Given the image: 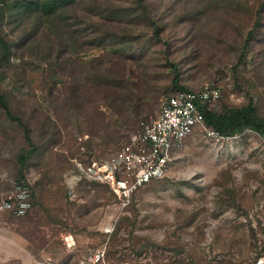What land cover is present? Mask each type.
<instances>
[{"label": "rangeland", "instance_id": "1", "mask_svg": "<svg viewBox=\"0 0 264 264\" xmlns=\"http://www.w3.org/2000/svg\"><path fill=\"white\" fill-rule=\"evenodd\" d=\"M30 2L0 0V91L35 146L19 172L30 145L0 106V198L25 174L33 203L23 216L0 213V264H84L99 247L95 264H264V136L255 130L216 141L195 127L168 174L125 205L83 171L156 116L177 89L171 64L187 88L221 85L214 110L253 98L264 118V0H144L146 13L137 0H72L50 15ZM91 63L124 77L122 112L93 87ZM69 97L84 108L68 110Z\"/></svg>", "mask_w": 264, "mask_h": 264}, {"label": "built area", "instance_id": "2", "mask_svg": "<svg viewBox=\"0 0 264 264\" xmlns=\"http://www.w3.org/2000/svg\"><path fill=\"white\" fill-rule=\"evenodd\" d=\"M221 96V85L213 80L199 89L176 90L162 100L156 116L141 120L137 130L108 158L93 160L83 171L106 184L122 205L127 204L134 191L168 174L175 155L195 127L202 128L213 140L226 138L205 125L201 110L203 105H212ZM3 178L4 174L0 173V179ZM32 206L31 182L25 176L15 178L12 190L0 198V213L23 216ZM103 256V248H96L84 264H95Z\"/></svg>", "mask_w": 264, "mask_h": 264}, {"label": "trees", "instance_id": "3", "mask_svg": "<svg viewBox=\"0 0 264 264\" xmlns=\"http://www.w3.org/2000/svg\"><path fill=\"white\" fill-rule=\"evenodd\" d=\"M137 1L141 5V12L146 13V7L143 5L144 0H137ZM71 2L72 0H33V2H30L31 4L30 6H33V9L36 11H40L43 14L50 15L55 13L59 8L70 5ZM261 11H264V4L262 6ZM152 25H153V35L156 39H159L160 38L159 27L157 24L153 23V21H152ZM249 37H251V35L248 36V39ZM248 39L245 40L243 47L247 46ZM0 42L2 43V52L0 55V66L2 67L4 63L8 60L7 58L8 45L5 42H3L1 38H0ZM93 65L94 63H91L89 68L94 71L96 70L97 67L94 68ZM171 65L173 66L172 84L177 88L176 90H191V88H187L184 85L180 84L179 82L180 72L174 64ZM63 67L66 68L67 66H63ZM70 67L76 68L78 66L77 63H72L70 64ZM80 67L81 66L79 65L78 72ZM123 78H124L123 76H117V77L111 76L110 74H108V69L103 66V63H100L99 67L97 68V71H95L93 74L91 83L93 84V87L108 92L110 101L122 107L124 105V102L126 101L125 95H126V90L128 89V87L126 88L125 86H123L124 85ZM71 93L72 95L76 93L78 94L79 97L80 95L79 86L78 85L73 86ZM78 97L76 98V100L74 99L72 100L70 97L67 98V101L65 100L67 102L68 110H72L74 108L76 110H82L84 108L85 104H83L82 100L79 99ZM221 97L219 98L218 101H220ZM214 104L209 106L205 104L201 107V110L203 113V119L205 125L218 132L219 135L224 137H230L244 131L247 128H250L255 130L261 136H264V118L258 114L257 107L253 101V98H249V100L243 105L240 106L226 105L223 106L220 110H214L212 108ZM0 106L4 109V111L11 119H15L20 124H22L25 132L26 141L30 145L28 151L23 154H20L18 157V161L20 163L19 172H23V166L25 164L26 159L30 157V155L35 151V146L33 144V137L30 128L18 116H14L12 114L10 107L8 105V98L5 92L3 91H0ZM123 107L120 109L121 112ZM46 123L47 121L44 122L43 126ZM24 176L25 174H21L17 177H24ZM31 196H32V190H31Z\"/></svg>", "mask_w": 264, "mask_h": 264}]
</instances>
